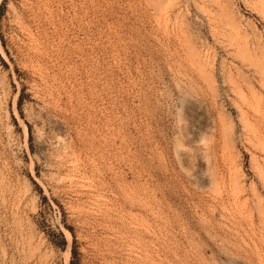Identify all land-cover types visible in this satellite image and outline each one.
<instances>
[{
    "label": "rangeland",
    "instance_id": "obj_1",
    "mask_svg": "<svg viewBox=\"0 0 264 264\" xmlns=\"http://www.w3.org/2000/svg\"><path fill=\"white\" fill-rule=\"evenodd\" d=\"M72 233L78 264H264V0H0V264Z\"/></svg>",
    "mask_w": 264,
    "mask_h": 264
},
{
    "label": "trees",
    "instance_id": "obj_2",
    "mask_svg": "<svg viewBox=\"0 0 264 264\" xmlns=\"http://www.w3.org/2000/svg\"><path fill=\"white\" fill-rule=\"evenodd\" d=\"M21 94L19 95V102L21 100ZM70 231H71V228L70 226L67 227ZM65 244V239L62 237V245ZM70 253H71V258H70V262L69 264H78L77 263V250H76V247H75V236L74 234L72 233V244H71V248H70Z\"/></svg>",
    "mask_w": 264,
    "mask_h": 264
},
{
    "label": "bare ground",
    "instance_id": "obj_3",
    "mask_svg": "<svg viewBox=\"0 0 264 264\" xmlns=\"http://www.w3.org/2000/svg\"><path fill=\"white\" fill-rule=\"evenodd\" d=\"M69 253H70L69 249H66V251L64 252V254H65L64 255L65 256V259H64L65 261L64 262H65V264H68Z\"/></svg>",
    "mask_w": 264,
    "mask_h": 264
}]
</instances>
